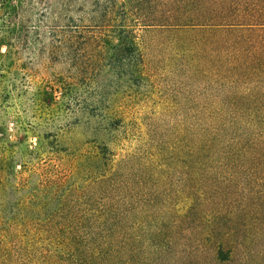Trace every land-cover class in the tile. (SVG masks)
I'll use <instances>...</instances> for the list:
<instances>
[{
  "label": "rangeland",
  "instance_id": "rangeland-1",
  "mask_svg": "<svg viewBox=\"0 0 264 264\" xmlns=\"http://www.w3.org/2000/svg\"><path fill=\"white\" fill-rule=\"evenodd\" d=\"M127 21L104 0H0V264H72L51 236L130 198L158 218L185 214L182 227L225 224L264 264V169L219 165L215 151L216 165L200 164L251 82L221 72L216 31ZM130 155L120 191L97 190ZM207 230L191 244L211 247ZM203 253L178 264H213Z\"/></svg>",
  "mask_w": 264,
  "mask_h": 264
},
{
  "label": "trees",
  "instance_id": "trees-1",
  "mask_svg": "<svg viewBox=\"0 0 264 264\" xmlns=\"http://www.w3.org/2000/svg\"><path fill=\"white\" fill-rule=\"evenodd\" d=\"M104 1L108 7L122 11L124 22L132 16L131 22L138 25L198 27L204 32L220 34L213 38V46L218 49L216 61L221 72L231 73L234 81L243 75L254 88L248 87L243 105L230 109L232 119L219 124L215 137L222 143L221 149L212 150L209 138L204 156L211 159L200 164L204 167L216 165L218 162L210 153L215 151L226 157L219 165L241 168L253 165L264 169V0H155L160 8L150 12L142 9L146 0ZM126 26L124 23L121 26L123 37L129 31ZM136 158L130 155L119 160L111 174L101 178V185L98 183L96 189L104 193L103 189H107L111 181L108 189L119 190L120 171L132 169ZM132 199L125 203L110 199L95 208L100 215L72 219V227L76 230L72 235L51 237L71 248L72 264H164L169 256L177 264L187 259L202 262L206 251L212 252L213 264L251 263L247 250L237 251L244 243L241 244L233 228L225 224L216 226L218 223L182 227L185 214L165 220L152 214L151 201L129 202ZM126 204L131 208L126 209ZM140 212L146 214L140 215ZM193 230L199 234L207 230L211 247L193 246V238L188 234ZM198 243H204L203 239Z\"/></svg>",
  "mask_w": 264,
  "mask_h": 264
}]
</instances>
